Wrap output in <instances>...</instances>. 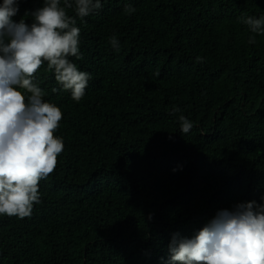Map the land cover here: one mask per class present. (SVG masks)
Listing matches in <instances>:
<instances>
[{
    "label": "trees",
    "instance_id": "obj_1",
    "mask_svg": "<svg viewBox=\"0 0 264 264\" xmlns=\"http://www.w3.org/2000/svg\"><path fill=\"white\" fill-rule=\"evenodd\" d=\"M101 2L77 20L81 101L51 91L46 63L35 74L63 113L64 150L32 215L0 216V264H167L173 234L264 205V35L249 44L238 22L264 16V0ZM42 3L22 0L13 20L31 23ZM174 105L194 124L186 135Z\"/></svg>",
    "mask_w": 264,
    "mask_h": 264
},
{
    "label": "clouds",
    "instance_id": "obj_2",
    "mask_svg": "<svg viewBox=\"0 0 264 264\" xmlns=\"http://www.w3.org/2000/svg\"><path fill=\"white\" fill-rule=\"evenodd\" d=\"M21 2L0 4V216L24 219L40 203L39 183L54 172L64 150L63 138L55 135L63 113L45 102L35 74L46 63L59 85L51 91L70 92L72 100L81 101L91 75L71 59H83L77 20L100 10L102 2L43 0L31 12V23H17L13 17ZM123 11L131 15L136 9L127 4ZM238 22L253 34L249 44L264 35V16L242 14ZM109 43L119 52L115 35ZM196 62L203 60L197 57ZM154 75H160L159 69ZM170 114L177 116L182 134L194 127L178 106ZM168 253L167 264H264V205L251 201L221 210L191 238L173 234Z\"/></svg>",
    "mask_w": 264,
    "mask_h": 264
}]
</instances>
